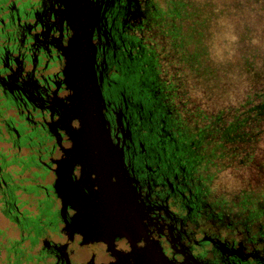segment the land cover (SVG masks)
<instances>
[{"label":"flooded vegetation","instance_id":"obj_1","mask_svg":"<svg viewBox=\"0 0 264 264\" xmlns=\"http://www.w3.org/2000/svg\"><path fill=\"white\" fill-rule=\"evenodd\" d=\"M228 1L0 0V213L18 232L0 259L15 240L34 264H264V144L235 88L252 30ZM75 61L103 143L72 140Z\"/></svg>","mask_w":264,"mask_h":264},{"label":"trees","instance_id":"obj_2","mask_svg":"<svg viewBox=\"0 0 264 264\" xmlns=\"http://www.w3.org/2000/svg\"><path fill=\"white\" fill-rule=\"evenodd\" d=\"M228 4L232 9L229 13L231 28L236 30L238 26H241L249 31L252 30V35L250 34L249 36L250 41L245 49L249 52L250 56L249 66L244 72L239 71V74L240 72L241 74L238 79L235 77L236 81L240 79L242 83L239 86L236 85L235 88H245L249 92V97L247 98L243 94L240 101L242 108L246 111L245 119H248L245 122L243 120V132L247 135L249 134V139L246 140L249 145L264 144V133L260 137H258L259 135H255V132L258 130L257 128L263 127L264 130V52L258 54L256 50L258 48L256 44L259 42L261 46L264 45V0H229ZM240 93L241 89H239L237 95ZM253 157L254 154L250 150L245 158L251 161ZM2 245L4 246V243L0 241V247ZM6 250L8 252L3 259V264L31 263L28 260L29 255H26L25 259L22 258L25 246L19 245L15 240H10L8 246L6 244Z\"/></svg>","mask_w":264,"mask_h":264},{"label":"water","instance_id":"obj_3","mask_svg":"<svg viewBox=\"0 0 264 264\" xmlns=\"http://www.w3.org/2000/svg\"><path fill=\"white\" fill-rule=\"evenodd\" d=\"M75 58V57H74ZM77 59V58H76ZM79 67L77 61L74 62V86L77 88V93L74 97V111L80 119V126L74 130L72 133V140L77 143H103L106 141L100 128L98 129L99 121L98 115L92 114V103H96V93L92 86L87 87V81H85V87L83 85L84 80L87 78L86 68ZM91 93V96L89 95ZM87 94V96L85 95ZM76 151H90V148L76 147ZM64 176V175H63ZM60 177V176H59ZM62 180L65 178L60 177ZM63 182V181H62ZM67 189V187H65Z\"/></svg>","mask_w":264,"mask_h":264},{"label":"rangeland","instance_id":"obj_4","mask_svg":"<svg viewBox=\"0 0 264 264\" xmlns=\"http://www.w3.org/2000/svg\"><path fill=\"white\" fill-rule=\"evenodd\" d=\"M3 231L4 236L1 239L6 240L7 238H14L18 236L17 230L10 224L9 220H7L3 214L0 213V232ZM0 239V240H1ZM2 243H4V241ZM3 251L2 246L0 247V254ZM32 252V250H31ZM0 264H3V260L0 259ZM30 264H34L31 262Z\"/></svg>","mask_w":264,"mask_h":264}]
</instances>
